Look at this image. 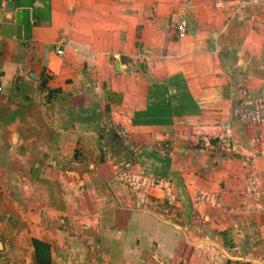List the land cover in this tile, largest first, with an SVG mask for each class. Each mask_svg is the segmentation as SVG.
Listing matches in <instances>:
<instances>
[{
  "label": "crops",
  "instance_id": "crops-1",
  "mask_svg": "<svg viewBox=\"0 0 264 264\" xmlns=\"http://www.w3.org/2000/svg\"><path fill=\"white\" fill-rule=\"evenodd\" d=\"M0 87V264H264V0H0Z\"/></svg>",
  "mask_w": 264,
  "mask_h": 264
},
{
  "label": "built area",
  "instance_id": "built-area-1",
  "mask_svg": "<svg viewBox=\"0 0 264 264\" xmlns=\"http://www.w3.org/2000/svg\"><path fill=\"white\" fill-rule=\"evenodd\" d=\"M176 30H177V35L178 37H183L187 33V26L185 22L181 21L176 24ZM59 53L62 52L61 49H57ZM144 57V53L142 51H136L134 54L131 55L130 59L131 61H138ZM1 89V87H0ZM1 240V237H0Z\"/></svg>",
  "mask_w": 264,
  "mask_h": 264
},
{
  "label": "rangeland",
  "instance_id": "rangeland-1",
  "mask_svg": "<svg viewBox=\"0 0 264 264\" xmlns=\"http://www.w3.org/2000/svg\"><path fill=\"white\" fill-rule=\"evenodd\" d=\"M261 143L264 144V139H260V137H259L258 145H260ZM230 253H232V255L234 257H236V258L235 259H230L228 264H248V262L246 260H242L241 259L242 256L239 253V250H231ZM237 253H239L238 256H237Z\"/></svg>",
  "mask_w": 264,
  "mask_h": 264
}]
</instances>
